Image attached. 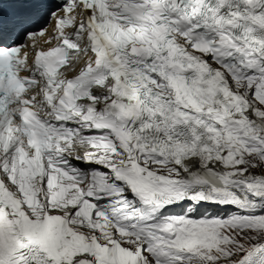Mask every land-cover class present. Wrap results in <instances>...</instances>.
<instances>
[{
	"label": "snow or ice",
	"instance_id": "6c2138e0",
	"mask_svg": "<svg viewBox=\"0 0 264 264\" xmlns=\"http://www.w3.org/2000/svg\"><path fill=\"white\" fill-rule=\"evenodd\" d=\"M0 264H264V0H0Z\"/></svg>",
	"mask_w": 264,
	"mask_h": 264
}]
</instances>
